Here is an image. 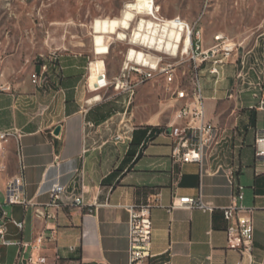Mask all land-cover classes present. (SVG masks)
Here are the masks:
<instances>
[{"label":"crops","instance_id":"1","mask_svg":"<svg viewBox=\"0 0 264 264\" xmlns=\"http://www.w3.org/2000/svg\"><path fill=\"white\" fill-rule=\"evenodd\" d=\"M96 61L86 54L58 55L57 64L39 58L30 79L12 88L0 77V134H9L1 143L0 209L7 218L6 239L15 243L0 244V264H41V258L45 264H127L128 208L148 204L147 264H264V168L254 152L255 135L264 132V104L255 88L264 83V32L250 48L238 50L217 83L201 75L206 120L218 131L202 170L196 163L176 162L172 139L159 134L184 103L173 98L162 79L154 80L157 85L147 94L155 99L153 107L146 106L140 87L132 94L96 89ZM239 73L246 78H238ZM33 74L40 76L37 84ZM147 126L159 132L133 136ZM229 171L235 177L232 187ZM53 178L66 184V192L58 206L48 207L47 182ZM14 179L21 181L24 202L10 205L6 191ZM236 186L244 188L242 205L253 210L251 258L227 244L221 209L230 205ZM200 190L214 205L213 213L169 211L174 200L194 198ZM80 196L84 205L76 206ZM16 223L23 224L22 230ZM40 236L54 241L39 249L16 244H33Z\"/></svg>","mask_w":264,"mask_h":264},{"label":"built area","instance_id":"2","mask_svg":"<svg viewBox=\"0 0 264 264\" xmlns=\"http://www.w3.org/2000/svg\"><path fill=\"white\" fill-rule=\"evenodd\" d=\"M160 26H168V24L176 23L181 26V35L175 52L156 51L140 45L141 50L135 48L128 50L126 61L118 77L109 80L105 69L96 73L97 82L96 89L112 88L115 91L128 92L130 94L145 83L153 80L162 79L173 93V98L178 102H184V110L181 115H174L173 123L166 128L160 130L162 136L168 135L174 144L172 155L176 162L187 164L196 163L202 170L203 159L208 151H211L215 145L217 137V128L206 120L204 99L202 96L201 75L208 74L215 78V83L222 74V70L229 60L237 54L240 46L235 44L222 35L214 37L215 45L209 49L202 46V36L195 25H190L181 21L179 18L172 20L154 21ZM139 43V42H138ZM142 52L148 58L147 61H137V57L133 56L129 59V52ZM42 61H50L58 63V55L50 54L46 57H40ZM167 58L179 59V63H168ZM186 58V60H184ZM184 60V61H183ZM184 62H189L190 78L184 86L183 80L178 77V66ZM245 63V56L241 57L240 64ZM41 71L46 72V65L43 64ZM183 76L186 72L182 73ZM240 79H245L246 75L239 73ZM40 80L39 74L32 75V83L37 84ZM255 88L261 92L260 104H264V83H258ZM256 96V94H255ZM9 134H0V146L2 142H6ZM255 159L264 168V132H257L254 140ZM77 174V170L73 171ZM80 179H83V173H79ZM229 185L232 187L235 182L233 172L226 173ZM47 193L50 201L48 207L58 206L62 196L66 192V184L59 178H53L47 182ZM21 181L20 179L12 180L7 187L6 203L10 205L22 204L21 199ZM244 188L236 186L231 196L229 206L222 208V213L228 226L226 229L227 244L231 250L238 251L241 255L251 257L253 247V222L251 214L252 209H246L242 205L244 198ZM76 206H83V198L74 199ZM150 205L140 208H128L129 220L127 222V264H147L151 258V237L152 224L150 219ZM178 209H198L203 213H213L215 210L211 202L205 200L199 191L196 197H184L174 200L169 211ZM1 212V209H0ZM36 216L44 217V214L36 211ZM19 230H22L23 224L16 223ZM7 235V218L4 212L0 215V244L9 246L12 243L6 239ZM54 241L53 237L47 238L40 236L35 239L33 244L16 243L23 250L39 249L45 242ZM41 264H45L46 260L41 258Z\"/></svg>","mask_w":264,"mask_h":264},{"label":"rangeland","instance_id":"3","mask_svg":"<svg viewBox=\"0 0 264 264\" xmlns=\"http://www.w3.org/2000/svg\"><path fill=\"white\" fill-rule=\"evenodd\" d=\"M134 1L0 0V77L6 87L30 79L37 60L50 54L90 55L92 61L103 60L107 72L120 75L128 50H141L139 43L132 44L130 37L138 20H152V17L137 16L126 32V40L107 35L108 54L104 56L94 53L92 25L96 20L121 17L125 5ZM155 8V21L179 18L195 25L201 32L204 49L215 45L216 35L230 39L240 49H248L264 32V0H155ZM167 62L174 64L181 60L167 58ZM189 66V62L178 66V77L184 86L191 76ZM160 81L164 86L165 82ZM156 85L153 80L139 86L146 94V106L155 103L154 97L147 94ZM3 150L1 145L0 153Z\"/></svg>","mask_w":264,"mask_h":264},{"label":"bare ground","instance_id":"4","mask_svg":"<svg viewBox=\"0 0 264 264\" xmlns=\"http://www.w3.org/2000/svg\"><path fill=\"white\" fill-rule=\"evenodd\" d=\"M155 0H135L132 3L125 5L121 17L96 20L93 22L92 30L94 33L93 45L95 55L104 56L108 54V47L105 44L107 35H115L119 40H126V32L131 29V24L136 20L139 15L151 16L152 20H145L143 18L138 20L136 28L132 36V44L139 42L149 49L162 51L172 54L177 48L180 39L181 26L176 23L168 24V26H160L156 22ZM129 59L133 56L137 57V61L148 60L142 52H129ZM104 69L102 61L95 62L94 64V77L93 83L97 82L96 73ZM184 110V103L176 110L175 115H181ZM251 258V257H250Z\"/></svg>","mask_w":264,"mask_h":264},{"label":"trees","instance_id":"5","mask_svg":"<svg viewBox=\"0 0 264 264\" xmlns=\"http://www.w3.org/2000/svg\"><path fill=\"white\" fill-rule=\"evenodd\" d=\"M148 131H150L149 136H150L153 132H157V133L159 132L158 128H153V127L147 126V127H144L143 129H137V130H135L133 136L136 135V133H137V134L139 133L140 135L143 136V135H146ZM131 145H134V144H133V141H132ZM127 157L131 158V157H134V155L131 154V153H128V154H127Z\"/></svg>","mask_w":264,"mask_h":264},{"label":"water","instance_id":"6","mask_svg":"<svg viewBox=\"0 0 264 264\" xmlns=\"http://www.w3.org/2000/svg\"><path fill=\"white\" fill-rule=\"evenodd\" d=\"M59 133V127L55 129L54 135H58Z\"/></svg>","mask_w":264,"mask_h":264}]
</instances>
